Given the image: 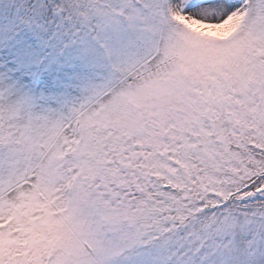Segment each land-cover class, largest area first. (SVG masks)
<instances>
[{"label": "snow or ice", "instance_id": "6c2138e0", "mask_svg": "<svg viewBox=\"0 0 264 264\" xmlns=\"http://www.w3.org/2000/svg\"><path fill=\"white\" fill-rule=\"evenodd\" d=\"M0 264H264V0H0Z\"/></svg>", "mask_w": 264, "mask_h": 264}]
</instances>
